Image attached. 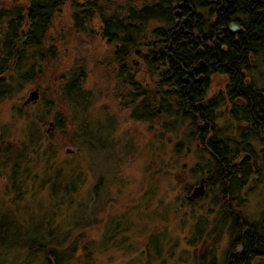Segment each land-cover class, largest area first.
Segmentation results:
<instances>
[{
    "label": "rangeland",
    "instance_id": "rangeland-1",
    "mask_svg": "<svg viewBox=\"0 0 264 264\" xmlns=\"http://www.w3.org/2000/svg\"><path fill=\"white\" fill-rule=\"evenodd\" d=\"M55 19L51 53L39 58L27 51L20 73L33 65L31 76L4 78L11 92L0 99V213L25 221L7 230L6 245L16 231L28 238L51 234L65 241L64 264H207L211 252L222 257L229 223L217 185L204 180L202 197L187 200L205 179L198 140L164 129L165 118H131L113 45L94 23L82 31L66 25L64 9ZM77 72L82 97L71 100L67 83ZM35 88L37 101L23 106ZM58 117L63 128L54 126ZM255 176L243 204L232 205L249 221L262 208L264 174ZM34 250L8 259L41 264Z\"/></svg>",
    "mask_w": 264,
    "mask_h": 264
},
{
    "label": "flooded vegetation",
    "instance_id": "flooded-vegetation-1",
    "mask_svg": "<svg viewBox=\"0 0 264 264\" xmlns=\"http://www.w3.org/2000/svg\"><path fill=\"white\" fill-rule=\"evenodd\" d=\"M1 1L6 4L0 5V42L2 46L0 49V62L6 56L11 59L8 60L9 64H5V70L3 72L2 70L0 71V79L7 77L10 72H16L20 76L24 74L20 73V70L22 66L24 67L25 57L27 58L30 53L34 55L31 51L30 53L27 52L29 51L25 49L27 45H42V54L37 53L39 58H43L46 52L51 53L52 34L56 20L55 14H59L62 9L66 11L69 18L66 25L71 28L74 27L82 31L87 24L94 23V25H97L101 38L105 39L108 44L113 45V58L117 64L116 76H118L120 71L126 70V68L129 69L128 72L132 71L135 63H139V67L142 68L147 56V39L141 41L142 45L134 48V37L133 35H128L126 30L125 35L128 36V47L124 48L125 45L123 46L120 41L121 34L119 31L111 32L109 35L106 33L108 37L105 35L104 25L107 24L105 19L111 18L116 25H147L144 22H136L135 17H137V12L147 13V7H152L156 0ZM233 1L235 0H178L174 7L175 9H173V17H175L177 24L182 29L187 24L188 17L191 14H208V19H211L210 22L207 21V25L212 27L208 30L207 37L203 36L201 40L194 43L196 60L191 68L184 70L183 81L189 83L188 92H190L194 82L202 83L204 78H209L208 94L214 96V101L208 104L216 111L232 110L233 104L238 103L230 102L226 98H224V101L215 100L218 95L224 94L225 87L229 86L231 91L236 87H232L231 82L227 83L228 80L230 81L231 75L240 79L238 84L242 85L246 91H248V87L244 86L243 82L247 84L249 82L253 89L260 92L264 100V6L257 0L254 6L256 14L252 21H247V17L244 18L239 15V10H235L234 15L229 18L227 13ZM236 1L241 4V7L245 2H254V0ZM160 9L162 10V8ZM226 14L227 17L225 16ZM223 18L227 20L224 22ZM193 25L195 26L194 32L199 34L198 26L202 24H200L198 16ZM9 48L11 49L9 50ZM8 52H10L9 55L7 54ZM120 52L123 53L120 54ZM133 55L137 56L138 61L132 59ZM233 62L235 65L240 63V67H232L231 63ZM31 66L33 67V65ZM141 70L142 73L147 75L146 69ZM190 77H193L194 81L190 80ZM197 88V86L194 87L195 90ZM237 101H239L240 105H246L241 97ZM221 122L222 120L220 122L218 120V124H221ZM224 127L228 131L224 133L227 135L232 134L236 139L235 142H239V132L243 142L244 134L248 128L246 122L243 120L234 121ZM261 131L263 130L260 129L258 131L257 140H250L252 148L247 150L248 152L244 150L235 151V157L240 160L245 157L256 159L255 164L250 166V173L246 179L244 178L243 180V174L247 168L235 165L236 161H233L231 166L223 167L217 172L211 171L210 175L209 169L200 171L203 177L205 176L204 180L206 183L217 185L216 189L220 196L218 204L226 206L225 213L221 214V216L224 221L229 223L226 247L222 257L219 258L211 252L209 253L207 264H264V192L261 199L262 208L256 220L249 221L242 214L241 209L232 208V205L239 207L243 204V193L253 188V183L257 179L255 175L264 174V133ZM200 136V131H196L194 140L197 139L199 145H201ZM202 148L204 146L201 145ZM218 148L219 146L213 152L209 150V154L216 156L215 154L219 152ZM219 173H225L234 182L237 181L236 179L242 180L243 182L238 181L240 188L236 189L235 187V190L232 191L228 187L222 197L217 182L220 180ZM200 197L192 199L189 194L187 200L195 201ZM238 226L240 229H238Z\"/></svg>",
    "mask_w": 264,
    "mask_h": 264
},
{
    "label": "trees",
    "instance_id": "trees-1",
    "mask_svg": "<svg viewBox=\"0 0 264 264\" xmlns=\"http://www.w3.org/2000/svg\"><path fill=\"white\" fill-rule=\"evenodd\" d=\"M177 1L156 0V3L154 2L152 7H147V13L137 12V17H135L136 22H144L147 25H116L111 18L105 19L107 23L104 25L105 35L108 37L109 33L119 31L121 34L120 41L123 46L125 45L124 48L128 47V36L125 35L126 30L128 35H133L134 37V48L142 45L141 41L147 39V56L143 62L144 69L147 71V77L142 76L144 73L141 72L142 68L139 67V63L134 64L132 71L128 72L129 69L126 68V70L120 71L117 76L121 84L129 89L127 90L128 100L125 104L130 108L131 118L147 122L165 118V121H163L164 129L173 131L180 128L188 139H193L195 132L200 131V144L204 148L200 149L202 153L201 160L203 161L202 166H198L199 171L209 169L210 175L211 171L217 172V170L223 167L231 166L232 162L236 161L235 165L247 168L243 174L244 180L249 175L250 166L255 164L256 159L245 157L240 160L238 157H235V151H247L251 149L250 140L254 141L258 139V131L260 129L264 133V100L260 92L253 89L249 82L248 84L243 82L244 86L248 87V91H246L242 85L238 84L240 79L232 77V75L230 76V81L228 80L227 83L231 82L232 87H236L233 88V91H231L229 86L225 87L224 94L218 95L215 98L217 101H224V98H226L230 102H238L237 104H233L232 110L224 109L223 111H216L208 104L214 101V96L208 94L209 78H204L202 83L194 82L192 88H190V92H188L189 83L183 81L184 70L191 68L196 60L194 56L196 51L194 43L201 40L203 36L207 37L206 34L212 27L207 25V21H211V19H208V14L200 13L191 14L188 17L187 24L182 29L177 24L175 17H173V9H175ZM256 1L254 0L253 3L245 2L242 4V7L240 3H237L238 1H233L227 13L229 18L234 15L235 10H239V15L244 18L247 17V21H252L256 14L254 11ZM258 1L264 6V0ZM227 14L225 15L226 17ZM197 16L199 17L200 24H202L198 26L199 34L194 32L195 26L193 25ZM226 20L224 19V22ZM25 49L32 50L33 54H42L43 48L42 45H27ZM10 52L7 54L9 55ZM10 59L9 56L2 59L0 71L2 70L3 72L5 70V64H9L8 60ZM25 63H27L26 57L24 59ZM231 65L232 67H240V63L235 65L233 62ZM32 70L33 67L30 65L26 68V72L21 76L18 75V77H30L32 72L29 71ZM83 78V73L77 72L72 74V79L67 83L66 93L71 100H78L79 96L82 97L79 86ZM190 80L194 81V78L190 77ZM0 86L4 88L0 89V99H3L11 92V89L6 85L5 79H0ZM196 86L198 87L197 90L194 89ZM239 97L244 99L246 105L239 104V101H237ZM218 120L219 122L222 120L221 124H218ZM240 120L248 124L243 142L238 132L239 142L241 143L235 142L236 139L232 134L227 135L224 133L227 131V128L224 126ZM224 121L226 122L224 123ZM229 121L231 122L229 123ZM54 126L56 128H63L64 119L61 117L56 118ZM80 130L82 135H84V129ZM175 146L178 147L179 145L176 144ZM217 146H219V152H215L216 156L210 155L208 151L211 150L213 152ZM35 148L37 149L38 147L35 145ZM226 150L228 151L226 152ZM218 176L220 180L217 182L222 197L228 187L232 191L235 190V187L236 189L240 188L238 181L242 180L236 179L237 181L234 182L225 173H219ZM188 201L192 202L189 199ZM4 216L5 212L3 211L0 213V264H12L8 257L13 251L20 250L27 254L33 253L34 246H36V250L34 251L41 254V264H64L62 262L63 251L59 250V246L65 241H56L55 237H52L51 234L48 237H38V235H35L33 238H28L27 235L16 231L17 234L14 235L17 237L16 241L6 245L4 239L7 237L5 234L7 230L11 226L24 224L25 221H18L16 217L13 220L7 219L6 221ZM238 229H240L239 226ZM199 238L200 235L197 239Z\"/></svg>",
    "mask_w": 264,
    "mask_h": 264
},
{
    "label": "water",
    "instance_id": "water-1",
    "mask_svg": "<svg viewBox=\"0 0 264 264\" xmlns=\"http://www.w3.org/2000/svg\"><path fill=\"white\" fill-rule=\"evenodd\" d=\"M38 98V89H33L31 91H29L28 96L26 97V99L23 101V105H26L30 102H35ZM50 125H52V123H50ZM66 152H72L71 149L67 148ZM203 182L204 179H201L199 182V186L195 187L192 191V193L190 194V198L192 199H196L198 197H200L203 193Z\"/></svg>",
    "mask_w": 264,
    "mask_h": 264
},
{
    "label": "bare ground",
    "instance_id": "bare-ground-1",
    "mask_svg": "<svg viewBox=\"0 0 264 264\" xmlns=\"http://www.w3.org/2000/svg\"><path fill=\"white\" fill-rule=\"evenodd\" d=\"M0 89H4V88H2V87L0 86Z\"/></svg>",
    "mask_w": 264,
    "mask_h": 264
}]
</instances>
